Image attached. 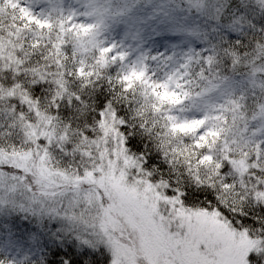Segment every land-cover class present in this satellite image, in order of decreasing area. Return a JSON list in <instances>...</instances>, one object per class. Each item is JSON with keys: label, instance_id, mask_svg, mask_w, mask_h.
Returning a JSON list of instances; mask_svg holds the SVG:
<instances>
[{"label": "snow or ice", "instance_id": "6c2138e0", "mask_svg": "<svg viewBox=\"0 0 264 264\" xmlns=\"http://www.w3.org/2000/svg\"><path fill=\"white\" fill-rule=\"evenodd\" d=\"M4 5L19 9L22 24L17 25V32L12 34L14 41H9L8 45L0 41V52L5 51L8 46L18 48L22 53L26 52L24 44H16L15 41H20L24 32H33L35 39L30 48L39 49L40 40L47 38L49 44L45 46V58L54 59L58 66H64L62 57L65 44H73L75 55L85 49L87 40L96 48L94 64L86 71L87 63L80 60L68 74L69 77L74 76L84 82L82 87H87V82L98 75L99 70L106 69L117 60L125 59L123 54L111 55L115 46L105 47L94 41L92 33L95 25L73 23L72 15L56 21L50 16L40 18L29 9L21 8L14 0H4ZM0 10L3 8L0 7ZM53 31L57 34L55 41H52ZM212 60L209 57L207 63L210 65ZM17 65H23L22 59L15 52L10 53L8 64L5 65L9 78L0 87V100L7 99L10 102L9 115L13 116V127H21L25 142L35 146L36 151L31 147L27 150L13 149L11 152L0 149V187L5 183L2 171L4 168H16L33 177L32 183L36 191L32 192L31 186L27 187V191L32 193L33 202L43 203L50 195V189L57 183L70 184L75 189L79 188L81 182L96 185L95 193L90 191L86 196L89 205L98 210L96 232L92 238L77 235L76 239L91 251L102 252L104 264H257L264 257V228L257 232L243 226L244 222L237 227L234 220L225 218L226 214H222L223 209L220 207L228 204L235 207L249 200L257 204L264 203V141L240 144L233 140L232 145L238 149L234 151L233 146L225 140L222 149L220 141L231 132L227 120L222 124H210L207 116L203 119L181 120L167 115V132L164 137H159V148L165 155L170 152L173 157H182L197 184L206 185L218 192L214 200L199 208L193 205L195 210H192L185 207L192 201L188 193L170 188L161 191L164 185L154 184L145 178L151 176V173H145L137 158L129 153L127 141L116 127L117 114L113 111L109 115L101 111L97 117L101 136L92 139L91 144L103 143L109 147L98 152L101 163L91 170L72 176L67 169L49 167L51 149L55 146L53 141L67 145L72 137L69 135L71 126L59 131L53 124L54 117L49 114L50 109L42 110L41 100L36 98L40 88L48 84L46 74L33 67L35 78L29 84L20 75L12 78ZM146 71V67L140 71L133 68L121 76L117 83L123 85L124 92L133 90L137 84L142 85V95L155 97L156 102L150 105L155 113H160L165 105H181L183 99L188 97V92H183L181 96L175 91H169V84L173 83L176 88L183 89L178 79L169 76L166 82L153 84L146 79ZM52 86L56 88L52 97V103L55 104L57 97L63 98L68 93V80L61 73ZM149 89L150 93L147 91ZM79 98L76 96V99ZM228 103L233 111L239 108L235 100H229ZM17 104L21 106L18 116L15 115ZM260 112L264 115V107H261ZM213 119L219 121L220 117ZM143 128L151 134L154 126L145 123ZM89 139L90 136L86 134L81 137L80 142L73 146V152L79 151L80 145L88 143ZM113 155L115 163L112 161ZM9 158H12L11 162H8ZM105 158L108 160L107 164L104 163ZM137 169L141 174L133 180L129 176V170L135 172ZM250 171L255 172V178L249 188L244 177ZM228 176L237 182L229 181L226 179ZM18 179L16 176L11 177L12 181ZM237 183L242 191L237 189ZM17 187L16 183H12L8 191L15 193ZM97 194L99 201L95 198ZM161 209L167 211V216ZM49 211L58 214L55 209ZM63 219L72 228L77 223H84L75 214L65 213ZM113 232L126 233L127 238L115 236ZM0 264L5 262L0 261ZM63 264L73 262L65 259Z\"/></svg>", "mask_w": 264, "mask_h": 264}, {"label": "rangeland", "instance_id": "374dc122", "mask_svg": "<svg viewBox=\"0 0 264 264\" xmlns=\"http://www.w3.org/2000/svg\"><path fill=\"white\" fill-rule=\"evenodd\" d=\"M143 0V3L151 7V13L145 17H136L133 15L136 8L141 6L138 0H14L21 8L29 9L33 15L40 17L39 12H57L62 14L63 18H67L72 15V22L76 24H91L95 25L92 37L96 43L102 44L105 47L115 46L111 55L119 56L123 54L124 60H117L120 62V66L127 68L124 71V75L130 70L135 68L137 71L146 67V79L149 83L158 84L167 81L169 76L180 78V75L176 74L175 69L170 68V61H185L193 59V57L200 51L203 53L206 48L211 52L218 50L220 45V33L225 35L231 34L237 35H250L253 33H264V26L258 25L249 15V9L255 8L257 12H264V8L261 7L259 0H239V4L235 5L233 9H226L231 3L229 0ZM2 6L8 7L10 10H14L11 6L4 5V0H0ZM26 2V3H25ZM155 3V7H152ZM184 6H188L184 9ZM193 9L198 18L196 19L193 14L190 16L187 12ZM235 11L237 20H235ZM16 13L19 14V9H16ZM157 17L162 19L152 28V34L147 38H143L144 29L140 27L142 24H148L155 21ZM41 18V17H40ZM222 20V21H221ZM235 20V21H233ZM163 26V30H159L160 26ZM123 29V30H121ZM229 32V33H227ZM230 37V35H228ZM251 38V37H250ZM1 41V40H0ZM11 39L4 40L5 45ZM152 41L153 43H149ZM11 47V46H8ZM8 47L3 52H0V56L5 57L8 55ZM80 56L73 57L74 64L79 63ZM159 59V63H157ZM73 68V65H72ZM167 71L169 73H167ZM165 76L164 79L161 77ZM246 81L241 80L227 84L226 89L242 87ZM229 85V86H228ZM143 89V86L137 84L133 89ZM150 92V89L147 90ZM169 91H175L169 84ZM224 90L223 92H225ZM178 93V92H177ZM219 87L212 93H209L206 97L197 99L193 102H187L183 99L181 105L174 106L176 112L171 114L173 116L183 119H202V115L206 112L205 109L210 108V105L221 94ZM182 96L181 93H178ZM149 97V96H147ZM155 101V98L154 100ZM156 102V101H155ZM153 102V103H155ZM150 103V101H149ZM152 104V103H151ZM1 108H4L0 105ZM173 107V106H172ZM164 108H168L165 105ZM172 109V108H171ZM9 113V111H7ZM251 117L246 119L242 126H238V131L233 130V140L239 141L240 144L244 143H260L264 141V116H257L251 112ZM157 123L156 121H153ZM166 126L168 122L166 121ZM165 134L167 130L164 131ZM54 142L60 145L56 140ZM183 143V141H182ZM64 146V145H63ZM71 145L67 144V147ZM29 147L35 152V146H32L25 142L24 136L19 140L13 136H6L3 134L0 136V149L11 152L16 150H27ZM106 146L101 143L100 145L90 146L89 148H83V153L80 155L79 151L73 153L77 165L69 163L67 158L60 161L59 165H55L50 161L49 167L59 170L67 169L69 174L75 176L78 172L91 170L96 164L101 163L98 157V152L102 151ZM264 147V145H262ZM89 153L90 155H85ZM115 155L112 157L113 163H115ZM12 158H9L8 162H11ZM71 162V161H70ZM104 163L107 164L108 160L105 158ZM7 172L12 173L19 171L16 168H4ZM22 174L19 175V185L17 184V192L19 196L26 194V187L31 185L35 189V185L32 183L33 177L26 174L23 171H19ZM118 175V172L116 173ZM248 176V174H247ZM245 176V177H247ZM244 177V178H245ZM252 178V175H249ZM4 179H10L5 176ZM24 183L22 185L21 180ZM59 180V178H55ZM249 183L253 179L247 180ZM237 181L233 182L236 183ZM10 182H6L0 187V199L5 198L7 194H13L8 191ZM86 185L85 187H82ZM58 191L56 192V190ZM96 185L81 182L78 189L73 188L70 184L65 185L57 183L50 189V195L44 199L43 203L32 202L30 203L31 210L40 214H46L51 217V226L54 224L62 225L67 230L68 234L74 235L77 231H83L85 238H92L96 232V218L98 216V210L95 207L89 205L86 196L91 191L95 193ZM238 189V185H237ZM240 189V188H239ZM238 189V190H239ZM240 191V190H239ZM15 196V195H14ZM28 195H26L27 197ZM99 201V195L95 196ZM8 202V201H7ZM186 208H195L191 206H185ZM55 209L58 214H53L49 210ZM167 216V211L161 209ZM65 213L75 214L82 218L84 223H77L72 228L66 220L63 219ZM111 232L112 230L109 229ZM115 236H123L127 238L126 233L113 232ZM21 246V245H20ZM86 247V246H84ZM21 248V247H19ZM87 248V247H86ZM17 251V249H16ZM10 253V252H9ZM9 253L0 254V261L7 260V264H20L19 261L11 260ZM14 256L15 254L10 253Z\"/></svg>", "mask_w": 264, "mask_h": 264}, {"label": "clouds", "instance_id": "9594fccd", "mask_svg": "<svg viewBox=\"0 0 264 264\" xmlns=\"http://www.w3.org/2000/svg\"><path fill=\"white\" fill-rule=\"evenodd\" d=\"M229 3L235 6L239 4V0H229ZM259 3L264 8V2L259 0ZM152 7H155V3ZM151 10L152 8L146 6L142 0L141 6L136 8L133 15L146 18ZM249 15L256 24L264 26V12H257L255 8H250ZM161 19V17H157L155 21L140 25L144 29V39L152 34V28ZM159 30H163L162 25ZM255 35L257 40L254 47L245 51L243 55H238L236 52L231 54L232 72H241L240 79L246 83L238 88V94L229 95L227 99L235 100L239 106L246 105V112L264 116L260 112L261 107H264V33L258 32ZM149 43L153 42L149 41ZM252 43L253 41L249 38L248 43L242 44L240 47L247 49ZM157 63H159V59H157ZM169 63V69H175L177 75H188L189 79L193 81L192 90L217 86L220 91H224L227 87L223 73L217 71V61L214 58L210 65L207 62H201L199 59H195V61L192 59L174 60ZM197 65L200 66L199 71L196 69ZM110 69L99 70L98 75L91 77L87 82V87H82L84 82L77 80L74 76L71 77L68 93L63 98L57 97L55 104L52 103V97L55 95L56 88L52 86L50 81L40 88L37 95L45 96L47 94L50 96L43 107L50 109V113H55L59 117L57 123L62 126L63 130L68 125L71 126L69 129L70 136L78 132L79 137H83L91 126L92 134L100 138L101 133L97 121L99 113L104 111L110 115L114 111L117 114L116 127L125 137L129 153L137 158L145 173H151V176L145 178L150 179L154 184L164 185L165 187H162L161 191L170 188L188 193L192 198L188 206H200L214 200L218 195L217 190L197 184L193 179V174L182 162L177 160V157H173L170 152L165 155L161 151L157 131L153 129L152 133L148 134L144 130L145 122L142 116L135 110L134 105L127 102V94L123 91V85L117 83L115 76L110 74ZM24 82L32 83L27 79ZM36 82L39 83V81ZM76 96L80 98L76 99ZM125 104L129 107H124ZM105 105H107L106 108ZM120 121L123 123L121 124ZM154 142L155 147L153 146ZM161 152L163 156H161ZM140 174L139 169L135 172L129 170V176L133 180ZM220 207L223 209L222 214H226L225 218L234 220L237 227H240L244 222L243 226L252 229L264 228V203L257 204L249 200L243 205L237 204L235 207L231 204ZM252 217H260L261 222L253 221ZM249 221L252 222L249 223ZM30 231H35V229L31 228L29 224L21 223L18 217L9 219L7 216H0V249H2L0 254L9 252L15 254L17 247L21 244L24 248H28L27 237ZM77 235L85 238L83 231L80 230L72 236L65 235L62 244H57L55 239L46 237L45 246L51 252L48 264H63L65 259L72 261L73 264H104V254L99 251L93 252L84 247L76 239ZM4 262L7 264V260ZM257 264H264V257H261Z\"/></svg>", "mask_w": 264, "mask_h": 264}, {"label": "trees", "instance_id": "16d2710c", "mask_svg": "<svg viewBox=\"0 0 264 264\" xmlns=\"http://www.w3.org/2000/svg\"><path fill=\"white\" fill-rule=\"evenodd\" d=\"M139 3H142V0H138ZM181 0H178V3H181ZM26 3V2H25ZM2 3L0 2V7L3 8V10H0V40L4 41L7 39H11V41L15 40L14 33L17 32V25H21L22 22L19 19L18 13H16V9L10 10L8 7L2 6ZM188 6H184V9ZM234 5L231 3L229 7L226 9V13L228 10L233 9ZM48 14H45L44 12H39V16L41 18H47L51 17L53 21H56L60 18H62V14L59 15L56 11L55 12H47ZM188 15H192L197 19L198 16L196 12L191 9L190 12H187ZM43 14V15H42ZM237 15L235 11V20H237ZM233 20V21H235ZM222 21V20H221ZM229 33V32H227ZM256 33H253L252 36L248 35H240L239 33L237 35L230 37L228 35H225L223 32L220 33V36H224V38H220V45L217 46L219 53L214 54L213 51H209L208 48L205 49V51L202 53L201 51L197 53L193 57V61L195 59H199L201 62H207L209 57L214 58L217 61V71L222 72L226 84H231L234 82L241 81L240 77L242 76L241 72H232V56L231 54L233 52H236L238 55H243L245 51H248L251 49V47H254L255 42L257 40ZM56 32L53 31L51 34L52 41H55L56 39ZM251 37V40L253 41L252 45H250L249 48H241L240 46L242 44H247L248 39ZM35 37L33 32H24L22 34V38L20 41H15L16 44L23 43L25 49H27L26 52H20L18 48L8 47V55L5 57L0 56V87L4 86V82L9 78L6 75L5 72V65L8 64L9 54L15 52L17 56H19L22 61L23 65H17L15 66V71L13 73L12 78L15 79L16 75H20L23 77V80L27 79L28 81L34 80V75L32 72V68L35 67L39 69L42 73L46 74V80L47 82L54 83L55 79L62 73L65 78L68 80V87L71 83V77L68 76L69 72L73 70L72 65H74L73 57L74 55V48L73 44L71 42L65 44V51L64 55L62 57V61L64 62V66H58L55 63L54 59H46L45 58V51H46V45L49 44V40L47 38L41 39V47L37 50H32L30 48V44L34 41ZM96 52V48L93 46L92 43H88L86 40V47L83 51L76 53V55L80 56L84 60L88 68L87 70L91 69V66L94 64V54ZM120 61V60H119ZM116 61L115 63H110L108 67L105 69L111 68L110 74L115 76V79L118 80L121 76L124 75V71H127V68H124L123 66H120V62ZM199 65L196 66L197 71H199ZM169 70V67H168ZM167 73H169L167 71ZM95 76V75H94ZM180 77H183V79H178L179 83L183 85V89L176 88L175 84H170V86L176 90L178 93L183 94V92H188V97L184 98L187 100V102H193L197 99L202 98V96L206 97L209 93H212L217 86H209L205 89L196 88L195 90H192V84L193 81L189 79L188 75H180ZM162 79L165 78V76L161 77ZM174 79H177L174 77ZM78 80V79H77ZM229 86V85H228ZM230 87V86H229ZM229 87L222 91L221 94L218 95V98L214 100V102L210 105V108L207 107L205 109V113L201 116L202 119L207 116L209 118L208 123L210 124H222L224 120L228 121V127L231 129V132L228 133L224 139L220 141L221 148L223 149V146L225 144V140L228 141L229 145H232V137L234 136L233 130L238 131V126H242L244 121L246 119H249L251 117V112H246L245 106H239L238 109L235 111L232 110V106L228 103L227 97L229 95L238 94V88H232L229 89ZM87 91V89H86ZM144 92L143 89H135L130 90L129 92H125L127 94V102L134 105L135 110L140 113H142V118L144 122L149 126H154V129L157 131V134L160 138L165 136V130H167V124L165 117L167 115L175 114L176 110L174 107L168 105V108H163L160 113H155L151 110L150 105L151 103L155 102L153 101L155 97H152L149 95V97H145L142 95ZM150 93V92H149ZM37 99L41 100L42 103V110H47L45 107H43V104L50 99V96L45 94V96H37ZM150 101V103H149ZM0 105L4 108L0 107V136L5 134L6 136H13L15 139L19 140V138L23 136V130L19 125H16L13 127L14 119L13 116L9 115L7 111H9L11 105L10 102L5 100H0ZM107 105H105V108ZM124 107H129V105L125 104ZM172 108V109H171ZM21 111V106L17 104L16 107V113L15 115H19ZM51 116L54 117L53 124L58 128L59 131H63V128L61 125H59L57 122L59 120V117L55 115V113H49ZM141 116V115H140ZM250 116V117H249ZM213 117H220L219 121H216L213 119ZM153 121L158 122L157 125ZM27 122V121H24ZM75 127V125H73ZM91 126H89V130L85 132L86 135L90 136L89 142L85 144L80 145L79 154L81 155L83 153V148H89L90 146H95L96 144H91L92 139H98L95 137L91 132ZM70 135V133H69ZM72 141L68 144L71 145L70 147H67V145H57L54 141L53 144L55 145L51 149V157H52V163L55 165H59L60 161H63L65 157L69 161V163L73 164V166L77 165V161L75 160V155L73 153V146L80 142L81 137H79V133L77 132L75 135H72ZM79 137V138H78ZM245 144V143H244ZM127 146V144H126ZM155 147V142L154 145ZM233 150L236 151L237 146L232 145ZM157 151H160L157 149ZM131 154V153H130ZM65 156V157H64ZM161 156H163V153L161 152ZM252 159L254 160L255 157L253 156ZM177 160L182 162L184 165V160L182 157H177ZM71 161V162H70ZM5 174V176H8L10 179H5L6 182L15 183L18 182L19 185V179L12 181L11 177L16 176L19 177L20 174H22L19 171H14L12 173L7 172V170H2ZM249 175H252V178L249 177ZM255 178V172L250 171L248 173V176L245 177V181L247 182V187H252V183L248 182L247 180L254 179ZM229 181L235 182L232 180L231 176L226 177ZM21 180V179H20ZM22 185L24 184L21 180ZM238 189L240 188L239 184ZM31 186V185H29ZM86 185H83L82 187H85ZM28 187V186H27ZM26 187V194H23L22 196H19V193L16 191L13 194H7L5 198L0 199V216H7L9 219H12L13 217H18L19 221L24 224H29L31 228L35 229V231H30L27 237V243L29 245L28 248H24L23 244L21 246L17 247V251L14 256L10 255L9 258L11 260L19 261L20 264H48V258L51 256V252L49 251V248L45 246V238L50 237L52 239L56 240L57 244H62L64 236H72V234H68L67 230L62 227V225L55 226L54 224L51 226V217L46 214H40L37 212H34L31 210L30 203H32V193L27 191ZM32 187V192H35L36 189ZM242 191V189H239ZM58 189L56 190V192ZM55 193V192H54ZM54 193H50V195H54ZM26 195H28L26 197ZM49 195V196H50ZM8 201V202H7ZM188 206V205H187ZM193 207V206H191ZM195 208H199V206H195ZM241 214L243 215V211L241 210ZM252 220L259 223L261 222L260 217H252ZM252 221H249L251 223ZM7 227V226H6ZM252 229V228H251ZM261 228H254L255 231L259 232ZM21 247V248H19ZM66 251V249H63ZM90 250V249H89ZM0 252H2V249H0Z\"/></svg>", "mask_w": 264, "mask_h": 264}]
</instances>
